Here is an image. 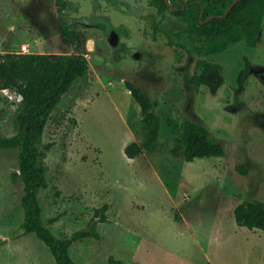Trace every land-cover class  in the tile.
I'll return each instance as SVG.
<instances>
[{
	"label": "rangeland",
	"instance_id": "1",
	"mask_svg": "<svg viewBox=\"0 0 264 264\" xmlns=\"http://www.w3.org/2000/svg\"><path fill=\"white\" fill-rule=\"evenodd\" d=\"M62 15L80 37L66 35L54 0H0V52H83L87 75L54 109L40 145L51 143L48 187L39 197L43 223L60 237L95 224L99 236L76 240V264H264V232L240 225L234 206L264 201V21L257 45L245 40L219 53L199 52L200 40L152 0H67ZM205 58L222 64L216 89L189 78ZM250 71L239 81V74ZM135 81L156 102L160 139L175 145L190 118L223 144L222 156L193 160L169 151L128 156L142 141V109L125 84ZM0 89V135L18 131L20 100ZM18 149H0V264H58L24 220ZM108 204L105 221L96 210ZM58 217L55 221L51 219Z\"/></svg>",
	"mask_w": 264,
	"mask_h": 264
},
{
	"label": "trees",
	"instance_id": "2",
	"mask_svg": "<svg viewBox=\"0 0 264 264\" xmlns=\"http://www.w3.org/2000/svg\"><path fill=\"white\" fill-rule=\"evenodd\" d=\"M152 0L160 12L169 10L187 25L191 36L200 40L199 52L219 53L245 40L255 46L262 31L264 21V0H240L224 15L233 0ZM68 6L67 0H54V9L66 35L80 41L62 15ZM175 7V9H173ZM202 8H204L202 14ZM200 71L189 78L198 89L202 84L216 89L223 82L220 75L222 64L202 58ZM89 59L83 52L52 54L45 51H5L0 52V89L9 88L21 94L20 111L16 122L18 131L10 136L0 135V149H18L19 170L13 172V180L21 177L24 194V220L12 234L19 238L30 232L37 235L50 248L58 264H76L70 254V247L76 240L88 236H99L95 224L91 229L81 228L69 237H60L43 223V208L40 191L48 187L49 165L46 161L51 143L40 145V139L54 109L59 105L75 81L87 75ZM250 71V64L239 74V81ZM126 86L140 103L143 119V140L126 145L130 157L157 151H169L175 156L193 160L199 156H222L226 154L223 144L211 137L210 129L193 119L184 120L183 129L170 146L160 139L162 117L151 95L135 81L124 79ZM108 204L96 210L105 221ZM234 215L240 225L259 228L264 232V201L245 199L234 206ZM58 217H53L55 221ZM110 264H122L121 259L110 257Z\"/></svg>",
	"mask_w": 264,
	"mask_h": 264
},
{
	"label": "built area",
	"instance_id": "3",
	"mask_svg": "<svg viewBox=\"0 0 264 264\" xmlns=\"http://www.w3.org/2000/svg\"><path fill=\"white\" fill-rule=\"evenodd\" d=\"M22 47H23V52H30V46L28 45V44H26V43H24L23 45H22ZM6 89H9V88H6ZM16 92V91H15ZM17 94H19L18 92H16ZM18 98H19V100L21 101L22 99H23V96L21 95V94H19L18 95Z\"/></svg>",
	"mask_w": 264,
	"mask_h": 264
},
{
	"label": "water",
	"instance_id": "4",
	"mask_svg": "<svg viewBox=\"0 0 264 264\" xmlns=\"http://www.w3.org/2000/svg\"><path fill=\"white\" fill-rule=\"evenodd\" d=\"M169 1V3L171 4V1L170 0H168ZM238 1H240V0H233L232 2H231V4L229 5V7L227 8V10H226V12L224 13V15H227V13L230 11V9L238 2ZM173 9H175V7H173ZM203 11H204V8H202V14H203Z\"/></svg>",
	"mask_w": 264,
	"mask_h": 264
}]
</instances>
